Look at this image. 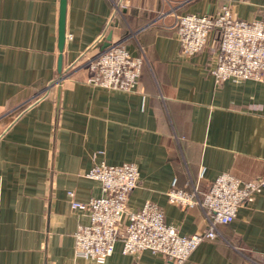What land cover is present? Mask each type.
<instances>
[{"label":"crops","instance_id":"obj_1","mask_svg":"<svg viewBox=\"0 0 264 264\" xmlns=\"http://www.w3.org/2000/svg\"><path fill=\"white\" fill-rule=\"evenodd\" d=\"M224 3L264 23V0H67L59 73V0H0V264H97L74 253L89 217L71 206L104 194L86 175L96 162L135 163L129 210L151 201L184 236L202 230L203 211L170 203L171 187L201 191L226 172L264 177V74L216 84L208 68L217 36L180 53L174 12ZM107 38L144 57L135 89L88 83ZM263 253L264 187L180 264H261ZM102 264L176 263L124 254L117 241Z\"/></svg>","mask_w":264,"mask_h":264},{"label":"built area","instance_id":"obj_2","mask_svg":"<svg viewBox=\"0 0 264 264\" xmlns=\"http://www.w3.org/2000/svg\"><path fill=\"white\" fill-rule=\"evenodd\" d=\"M120 6H125V3ZM118 8V6H116ZM180 53L192 56L217 36L218 46L208 72L216 84L226 79H262L264 74V23L237 18L229 3L205 14L174 12ZM71 35H68V38ZM144 57L132 56L122 43L104 48L90 63L88 83L108 89H135ZM86 175L101 183L104 194L86 202L72 200L73 208L87 210L89 222L78 224L74 234V253L102 264L121 241L124 254L138 255L144 250L160 254L176 264L185 261L197 245L218 235V225L231 222L240 204L264 187V177L241 181L230 173H221L199 191L195 185L187 191L175 186L167 198L182 208L199 205L203 211L201 231L184 236L167 224L157 204L146 201L138 210H129L130 192L138 185L139 172L133 162L110 165L96 162ZM72 197V192L68 191ZM261 264H264V253Z\"/></svg>","mask_w":264,"mask_h":264},{"label":"water","instance_id":"obj_3","mask_svg":"<svg viewBox=\"0 0 264 264\" xmlns=\"http://www.w3.org/2000/svg\"><path fill=\"white\" fill-rule=\"evenodd\" d=\"M67 0H59V16H58V61L57 70L61 73L62 70V50L65 43V13ZM110 45V38L103 44V49Z\"/></svg>","mask_w":264,"mask_h":264},{"label":"trees","instance_id":"obj_4","mask_svg":"<svg viewBox=\"0 0 264 264\" xmlns=\"http://www.w3.org/2000/svg\"><path fill=\"white\" fill-rule=\"evenodd\" d=\"M141 71V70H140Z\"/></svg>","mask_w":264,"mask_h":264}]
</instances>
